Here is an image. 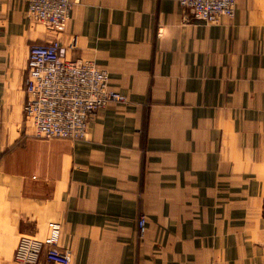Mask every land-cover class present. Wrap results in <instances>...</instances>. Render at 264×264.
<instances>
[{
  "label": "crops",
  "instance_id": "crops-1",
  "mask_svg": "<svg viewBox=\"0 0 264 264\" xmlns=\"http://www.w3.org/2000/svg\"><path fill=\"white\" fill-rule=\"evenodd\" d=\"M52 41L126 96L80 140L23 114L28 49ZM50 223L71 264H264V0L213 24L177 0H80L58 31L0 0V264Z\"/></svg>",
  "mask_w": 264,
  "mask_h": 264
},
{
  "label": "built area",
  "instance_id": "built-area-1",
  "mask_svg": "<svg viewBox=\"0 0 264 264\" xmlns=\"http://www.w3.org/2000/svg\"><path fill=\"white\" fill-rule=\"evenodd\" d=\"M80 0H27L29 17L49 30L58 31L70 17L73 4ZM193 20L213 24L220 18L232 19L236 0H177ZM73 37L68 48H76ZM58 41L32 44L28 49L27 76L24 86V117L44 138L83 139L91 115L108 102H125L126 96L111 90L107 73L91 61H64L59 56ZM146 229V218L137 220L140 237ZM61 226L48 224L43 240L19 238L14 260L18 264H71L68 251L58 247Z\"/></svg>",
  "mask_w": 264,
  "mask_h": 264
}]
</instances>
